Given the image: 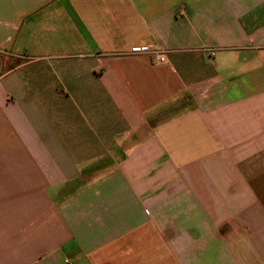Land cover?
Returning a JSON list of instances; mask_svg holds the SVG:
<instances>
[{
    "label": "crops",
    "instance_id": "obj_1",
    "mask_svg": "<svg viewBox=\"0 0 264 264\" xmlns=\"http://www.w3.org/2000/svg\"><path fill=\"white\" fill-rule=\"evenodd\" d=\"M0 264H264V0H0Z\"/></svg>",
    "mask_w": 264,
    "mask_h": 264
},
{
    "label": "built area",
    "instance_id": "obj_2",
    "mask_svg": "<svg viewBox=\"0 0 264 264\" xmlns=\"http://www.w3.org/2000/svg\"><path fill=\"white\" fill-rule=\"evenodd\" d=\"M133 53H149L152 54L158 63H166V52L164 50L154 49L152 46H146L142 48H135Z\"/></svg>",
    "mask_w": 264,
    "mask_h": 264
}]
</instances>
